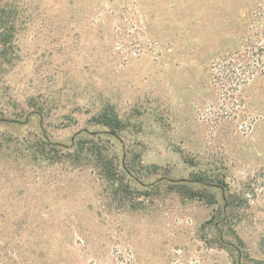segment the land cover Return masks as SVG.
Segmentation results:
<instances>
[{
	"label": "rangeland",
	"instance_id": "obj_1",
	"mask_svg": "<svg viewBox=\"0 0 264 264\" xmlns=\"http://www.w3.org/2000/svg\"><path fill=\"white\" fill-rule=\"evenodd\" d=\"M249 39L264 0H0V264H264V69L213 68Z\"/></svg>",
	"mask_w": 264,
	"mask_h": 264
},
{
	"label": "trees",
	"instance_id": "obj_2",
	"mask_svg": "<svg viewBox=\"0 0 264 264\" xmlns=\"http://www.w3.org/2000/svg\"><path fill=\"white\" fill-rule=\"evenodd\" d=\"M258 41H252L249 39L246 43L243 50L237 51L235 53L229 54L223 58L219 63L214 64V70L218 69L220 71V75L217 78L218 81L222 82V88H226L227 86L232 87L236 80L243 81L247 83L249 80L253 79L259 71H263L264 69V46L258 45ZM241 72L243 77L237 78L233 76V73ZM238 90V89H237ZM237 90L231 92L232 96L235 98L237 96ZM110 109L106 108L104 111L100 113L97 117L98 124L102 125L106 129V133L111 136H119V132H122V121L119 117L114 114V112H110ZM43 143L51 146H58L55 143H52L48 140V138L42 135ZM74 146V145H73ZM114 171L112 168L107 171V175L109 179H113L116 182L121 181V177L124 174L125 176H129L131 179H135L133 172L127 168L124 158L123 164L119 166V168L114 166ZM195 184L205 186V187H219L220 185H211L206 180V177L203 175H196L192 181ZM120 183L118 188L124 186V183L121 185ZM223 191V189H221ZM187 197L191 199H199L203 200L202 193L196 191H188Z\"/></svg>",
	"mask_w": 264,
	"mask_h": 264
}]
</instances>
